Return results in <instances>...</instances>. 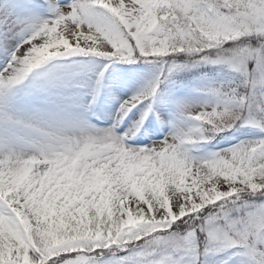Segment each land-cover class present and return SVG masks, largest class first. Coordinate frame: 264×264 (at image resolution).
I'll return each mask as SVG.
<instances>
[{
    "label": "snow or ice",
    "instance_id": "1",
    "mask_svg": "<svg viewBox=\"0 0 264 264\" xmlns=\"http://www.w3.org/2000/svg\"><path fill=\"white\" fill-rule=\"evenodd\" d=\"M52 7L54 19L35 24L19 44L13 16L0 13V47L11 52L0 71V264H201L202 254L229 250L232 264H264V201L245 198L264 197V0H53ZM71 55L221 65L236 75L210 90L209 103L182 105L200 126L149 147L125 142L151 104L122 134L115 129L157 94L160 77L124 99L104 129L82 116L31 121L7 113L8 89ZM246 126L261 135L202 161L188 155L186 145ZM105 250L130 254L105 260Z\"/></svg>",
    "mask_w": 264,
    "mask_h": 264
},
{
    "label": "rangeland",
    "instance_id": "2",
    "mask_svg": "<svg viewBox=\"0 0 264 264\" xmlns=\"http://www.w3.org/2000/svg\"><path fill=\"white\" fill-rule=\"evenodd\" d=\"M0 13L17 16L21 21H25L26 24L20 23L16 26L17 43L19 44L28 37H30L34 30V25L40 21L51 20L55 17V12L52 7L53 0H0ZM57 5H67L73 2V0H54ZM15 12V13H11ZM31 22V23H30ZM24 39V40H23ZM14 39L12 43L14 44ZM0 48V62H5L11 57V52ZM47 61L38 66L37 73L28 75L19 84L14 85V88H18L21 98L29 100V108L41 121H50L53 119L64 118L67 116L79 117L83 109H86L88 100H84L78 96L85 90L80 85L85 82L88 84L93 79V76H99L100 71L104 69V65H109L108 69L104 71L105 78L114 79L125 84V87L118 89V92L114 91L113 96L104 95L97 99L96 108L99 114H104L114 110H106L104 104H113V107L117 104H121L124 99H128L136 92L144 88L150 81L157 77H160L163 71L164 65L159 61L151 64L139 63L137 65L110 63L104 61L101 63H93L91 67L74 71L72 63L67 65H61L56 69L49 70L46 65ZM168 68H172L169 63ZM229 82L222 78L221 83ZM216 84L215 78L210 74H202L200 77L191 80L185 87H176L173 83L167 85V90L161 93L159 89L157 94L149 98L146 101L147 106L151 104V114L159 121L164 136H161L163 142L166 138H171L172 135L179 132L188 131L191 127H197L195 121H192L187 114L183 113L182 105L191 104L194 107H200L210 102L212 99L210 90ZM103 83L101 84V86ZM12 89V88H11ZM7 90V95L9 91ZM90 93L88 92V97ZM152 102L154 105L152 106ZM143 107V108H144ZM0 106V110H1ZM3 113L0 112V117ZM140 116V115H139ZM136 116V120L139 118ZM261 135L255 131L247 138L237 142L230 143L229 147H223L218 150H207L204 152H197L193 154L190 152V148L194 147V144L186 145L188 155L194 160H204L213 157L215 154L220 153L230 147H233L243 141L252 140L258 138ZM151 144L149 146H152ZM129 148H138L126 144ZM144 146V147H149ZM231 252V251H229ZM229 260V264H232L233 257H230V253L223 252L218 254H211L208 256L207 264H221L223 260ZM105 260H116L113 257Z\"/></svg>",
    "mask_w": 264,
    "mask_h": 264
},
{
    "label": "bare ground",
    "instance_id": "3",
    "mask_svg": "<svg viewBox=\"0 0 264 264\" xmlns=\"http://www.w3.org/2000/svg\"><path fill=\"white\" fill-rule=\"evenodd\" d=\"M18 24H26L25 21H21V19H18ZM17 23H15V26H17ZM31 23V22H30ZM16 27L13 28V39L15 40L14 41V44L17 43V39H15L16 37ZM12 39V40H13ZM24 40V39H23ZM23 42V41H22ZM2 48V47H1ZM1 51H4V48L1 49ZM11 59V57L8 58V60H4L5 62H3L2 64H0V71H2L5 67H7V63L8 61ZM37 70H38V67H36L35 69H33L30 74L31 75H34L37 73ZM116 81V80H115ZM101 83H99V85L96 86V92L98 93H102V95H111L113 96V92L116 91L118 92V89L121 88V86H126L125 84H122V83H119V82H113V83H110L108 82L105 78H103V85L100 87ZM105 108H111L113 106V104H104ZM120 106V105H119ZM147 108V107H145ZM145 108H141V104L140 105H137L136 108H134L132 111H131V115L132 117L130 118V121L129 123H133L135 120H136V115L139 116L141 111L142 113L144 112ZM119 109V107H118ZM118 109H116L118 111ZM130 114V112L128 113ZM12 116H15V117H20V118H24V119H27V120H31L33 121V117L29 116V115H26L24 112L22 111H17V112H14V113H11ZM112 123H115V120L113 119ZM125 125V131L130 128L132 126V124H130L128 126V124H126V120L124 118L123 121L120 122V125L119 126H124ZM104 129V128H102ZM156 144V143H155Z\"/></svg>",
    "mask_w": 264,
    "mask_h": 264
},
{
    "label": "trees",
    "instance_id": "4",
    "mask_svg": "<svg viewBox=\"0 0 264 264\" xmlns=\"http://www.w3.org/2000/svg\"><path fill=\"white\" fill-rule=\"evenodd\" d=\"M183 69H186V67H184ZM183 72L184 71H181L179 76H183ZM234 132H235V128L229 129V130H226L225 132L215 134L214 138L210 139V140H213V141L219 140V139H222V138H225V137L232 135ZM245 198L248 199L250 202L259 203L263 200L264 197H260L259 195L249 197V196H247V194H245ZM179 223H181V222L177 221V224H179ZM174 227H175V225H174ZM184 227L187 228V225H184ZM203 243H204V240H203V237L201 236V245H203ZM124 251H128V250H124Z\"/></svg>",
    "mask_w": 264,
    "mask_h": 264
}]
</instances>
